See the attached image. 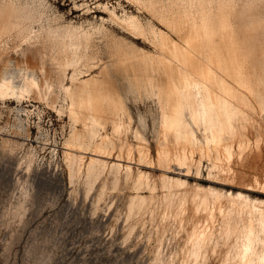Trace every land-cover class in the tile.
<instances>
[{"label": "bare ground", "instance_id": "bare-ground-1", "mask_svg": "<svg viewBox=\"0 0 264 264\" xmlns=\"http://www.w3.org/2000/svg\"><path fill=\"white\" fill-rule=\"evenodd\" d=\"M133 1L156 15L165 28L133 13L125 12L122 20L107 9L109 19H119L134 35L149 38L153 50L135 46L132 54L110 50L93 72L103 59L95 41L97 34L107 35L102 22L63 23L60 15L48 13V0H0V99L20 102L33 97L44 99L59 113L66 111L78 124L70 136L91 144L89 178L105 170L118 176L121 165L126 178L145 176L139 167L102 156L110 146L121 144L124 157L137 158L141 148L150 161L155 159L164 169L159 177L169 187L186 184L197 190L191 206L181 200L172 209L166 200L161 217L168 216L176 226L191 223V230L168 251L159 237L152 263L206 264L212 254L211 264H264V197H251L247 191L264 192V177L237 176L230 147L222 144V134L234 131L235 138L237 129L252 137L264 134V124L251 115L254 110L264 113V0ZM139 86L153 98L154 106L134 124L126 99L132 90L139 93ZM59 96L63 103L57 107ZM149 114L152 154L145 134ZM66 145L75 171L86 157L84 146ZM189 154L207 159L224 181L240 178L243 189H228L224 194L228 203H223L219 189L189 181L184 177L190 172ZM237 158L242 162L245 153ZM139 197L136 209L154 195Z\"/></svg>", "mask_w": 264, "mask_h": 264}, {"label": "rangeland", "instance_id": "rangeland-1", "mask_svg": "<svg viewBox=\"0 0 264 264\" xmlns=\"http://www.w3.org/2000/svg\"><path fill=\"white\" fill-rule=\"evenodd\" d=\"M48 4V13L60 15L63 23L102 22L106 27V36L96 35L103 59L98 60L93 72L100 69L110 50L130 54L134 46L153 50L149 38L134 35L119 23L125 12L165 28L156 15L133 0H48ZM107 9L119 16V22L109 19ZM10 66L15 70L14 65ZM142 87L139 86V93L129 92L126 99L134 124L140 114H148L154 106L153 98ZM61 103L59 96L55 105L59 107ZM251 115L264 124V113L254 110ZM75 125L78 126L66 111L57 112L44 99H0V264H154L151 259L159 237L168 251L183 241L186 230H191V223L185 221L176 226L168 216L162 218L160 210L166 200L172 209H177L181 200L191 206V195L197 190L186 184L169 187L159 177L164 169L155 159L150 161L141 148L137 158L132 154L124 157L121 144L117 148L110 146L111 150L102 156L108 161L139 167L145 176L139 179L134 174L126 178L121 165L118 176L105 170L89 178L91 144L70 136ZM147 126V149L152 154L155 144L150 114ZM237 130L235 138L234 131L222 134V144L230 147V163L237 176L241 174L248 180L255 175L264 177V134L252 137L251 132L248 135L246 130ZM128 134L133 137L131 131ZM67 143L84 146L86 157L75 171L66 153ZM181 146L187 147L184 142ZM240 153H245L242 162L237 158ZM189 169L184 177L219 189L223 203H228L224 195L228 189H243L238 183L240 178L237 182L224 181L204 157L198 159L189 154ZM247 191L251 197H264V192ZM151 193L154 197L136 209L135 205L142 201L139 196ZM213 261L214 256L208 254L205 263Z\"/></svg>", "mask_w": 264, "mask_h": 264}]
</instances>
